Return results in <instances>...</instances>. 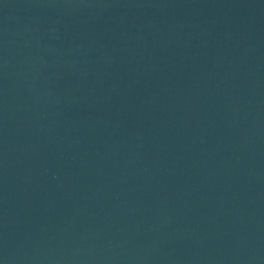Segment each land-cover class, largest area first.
<instances>
[{"label":"water","instance_id":"water-1","mask_svg":"<svg viewBox=\"0 0 264 264\" xmlns=\"http://www.w3.org/2000/svg\"><path fill=\"white\" fill-rule=\"evenodd\" d=\"M0 264H264V0H0Z\"/></svg>","mask_w":264,"mask_h":264}]
</instances>
